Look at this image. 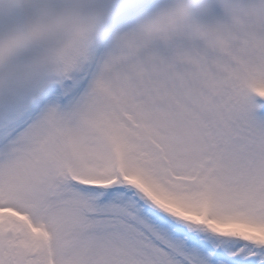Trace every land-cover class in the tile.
Returning <instances> with one entry per match:
<instances>
[{
    "label": "snow or ice",
    "instance_id": "1",
    "mask_svg": "<svg viewBox=\"0 0 264 264\" xmlns=\"http://www.w3.org/2000/svg\"><path fill=\"white\" fill-rule=\"evenodd\" d=\"M0 264H264V0H0Z\"/></svg>",
    "mask_w": 264,
    "mask_h": 264
}]
</instances>
